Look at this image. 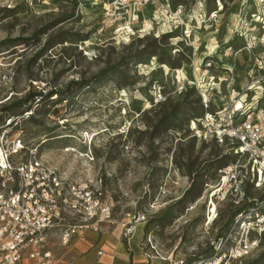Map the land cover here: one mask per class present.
<instances>
[{"label":"rangeland","instance_id":"obj_1","mask_svg":"<svg viewBox=\"0 0 264 264\" xmlns=\"http://www.w3.org/2000/svg\"><path fill=\"white\" fill-rule=\"evenodd\" d=\"M107 1L0 0V55L9 73L0 86V120L18 116L27 146H39L69 179L101 188L111 207L109 221L84 240L54 239L58 264H76L86 243L93 247H81L82 255L90 253L91 263L101 243H118L130 255L131 239L143 252L149 231L166 264H204L248 204L264 213V190L247 182L238 204L239 195L217 192L208 223L219 169L236 157L226 144L192 137L190 123L205 109L189 84L198 80L211 92L222 78L220 103L264 74L254 68L264 61V0H182L175 8L171 0L173 9L181 6L179 27L168 15L143 16L146 30L130 38L105 17ZM196 58L197 67L174 72ZM34 89L53 93L16 105ZM129 226L139 230L127 237ZM255 238L257 249L231 264H264V235L252 232Z\"/></svg>","mask_w":264,"mask_h":264},{"label":"built area","instance_id":"obj_2","mask_svg":"<svg viewBox=\"0 0 264 264\" xmlns=\"http://www.w3.org/2000/svg\"><path fill=\"white\" fill-rule=\"evenodd\" d=\"M157 13L171 16L176 28L183 22L181 6L173 9L171 0H108L104 6L105 17L116 24L122 37L129 38L146 30L143 16L156 19ZM255 64V72L264 69L263 60L256 59ZM3 69L0 55V86L9 74ZM255 77L220 103H216L215 89L220 91L222 78L213 82L220 87L211 92L203 91L198 80L189 84L198 89L205 109L190 123L192 137L226 144L228 153L236 157L219 169L220 184L211 193L210 205L219 191L239 195L240 203L247 182L264 190V74ZM17 119L13 115L0 120V264H58L54 239L60 245L73 238L84 240L88 232L109 221L111 207L101 188L69 179L39 152V146H27ZM251 208L234 217L238 228L231 227L220 238L219 248L204 264H231L257 249L260 240L251 239V233L264 235V213ZM134 229L129 226L125 236L134 234ZM141 244L147 262L171 263L158 249L152 232L145 234ZM97 255H105L103 246Z\"/></svg>","mask_w":264,"mask_h":264},{"label":"crops","instance_id":"obj_3","mask_svg":"<svg viewBox=\"0 0 264 264\" xmlns=\"http://www.w3.org/2000/svg\"><path fill=\"white\" fill-rule=\"evenodd\" d=\"M138 230L139 229H137V231ZM131 242L132 241L130 239L129 241L130 252H131L130 255L126 253L118 243H113V244L101 243V245H99V248L103 246V248L105 249V255L99 257V260L97 262L94 261L93 258L92 263L88 260L90 257H92L90 253L87 255H82V252H87L90 249V247H93L92 244L86 243V245L84 246L87 247L86 248L87 251L85 250V248L84 249L81 248L84 246L80 247V249H82V252L80 253L82 257L76 260V264L77 263L78 264H82V263L83 264H149V262L146 261L143 252L142 251L140 252V249L137 248L136 246H133ZM68 264H72V262Z\"/></svg>","mask_w":264,"mask_h":264},{"label":"bare ground","instance_id":"obj_4","mask_svg":"<svg viewBox=\"0 0 264 264\" xmlns=\"http://www.w3.org/2000/svg\"><path fill=\"white\" fill-rule=\"evenodd\" d=\"M198 65H199V60H198V58H196L193 64H191V65L190 64H185L183 69H178V71L176 70L174 72L175 73L176 72H186L187 69L192 70V68L197 67ZM162 67L165 68L168 73H170L171 70L169 69V67L167 65L164 64V65H162ZM201 86L203 88H206L207 87L206 84H201ZM149 106H150V102L148 100H144V108L146 109ZM125 120H126L125 128H128L129 120L127 118H125ZM68 150H71V149L69 148V149H67V151ZM216 210H217V204H216L215 201H213L212 204L210 205V213H209V218H208V223L209 224L214 221V217H215ZM141 221H142V219H139L138 220L137 227L144 225V223H142ZM136 231H137V229L135 230L134 235L136 234Z\"/></svg>","mask_w":264,"mask_h":264},{"label":"trees","instance_id":"obj_5","mask_svg":"<svg viewBox=\"0 0 264 264\" xmlns=\"http://www.w3.org/2000/svg\"><path fill=\"white\" fill-rule=\"evenodd\" d=\"M182 0H173V6L174 8L181 2ZM83 87V86H82ZM52 93L53 92H50L48 94H45V92H43L42 90H36L34 89L33 92H30L29 95L27 96V98H25L24 100L20 101L21 103L19 104H16L17 106H21V104H27V102L30 100V99H33V100H36V99H39L38 102H40L42 99H44L45 97H48L50 98L52 96ZM14 106V105H13ZM13 106H9V107H5L4 108V111L7 112V113H10L12 112L13 110ZM32 106L30 105L28 108H31ZM27 111V110H26ZM14 115V114H13ZM32 120H33V117H32ZM251 205L253 204H248L245 208H248L250 207Z\"/></svg>","mask_w":264,"mask_h":264}]
</instances>
